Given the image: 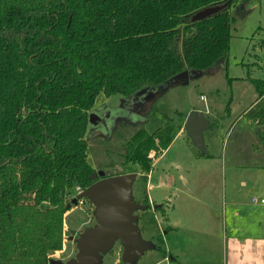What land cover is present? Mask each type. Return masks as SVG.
Returning <instances> with one entry per match:
<instances>
[{
    "label": "trees",
    "instance_id": "obj_1",
    "mask_svg": "<svg viewBox=\"0 0 264 264\" xmlns=\"http://www.w3.org/2000/svg\"><path fill=\"white\" fill-rule=\"evenodd\" d=\"M250 1L0 0V264H50L63 249L72 193L96 171L87 150L100 95L130 99L218 66L230 51L232 8ZM251 80L259 101L249 119L264 126V80ZM151 150L155 133L140 128L121 154L149 172Z\"/></svg>",
    "mask_w": 264,
    "mask_h": 264
},
{
    "label": "rangeland",
    "instance_id": "obj_2",
    "mask_svg": "<svg viewBox=\"0 0 264 264\" xmlns=\"http://www.w3.org/2000/svg\"><path fill=\"white\" fill-rule=\"evenodd\" d=\"M232 15L234 23L230 51L225 59L226 64L221 63L219 66L205 70L190 71L188 69L192 72L189 74L188 81L180 83L174 81L175 83L172 82V84L169 82L159 91L146 89L130 99L121 95L111 98L110 106H113L110 109L120 108L124 112L117 117L110 114V117L108 116L104 121L105 129L98 125L97 129L90 130L87 153L89 162L96 171H107L108 176L110 173L115 174L121 170L137 174L140 171L138 165L125 163L121 149L126 139L133 136L140 128H145L151 133L156 132L160 139L170 142L191 112H201L196 109L202 110L207 105H211L215 118L227 127L258 99V92L251 79L264 80V0H251L248 5L238 4L232 8ZM107 101L100 96L95 109L99 111L103 106L109 107ZM192 108L196 109L191 111ZM229 108L231 109L230 117H228ZM98 114L104 117L103 112L99 111ZM249 115L242 116L226 136V143L229 141V149L226 145L229 160L238 162L243 167L258 165L263 161V153L257 155L254 149L262 148L258 145L260 138L256 131L259 128L264 131V126L257 125V121H254L256 125L250 123ZM142 118H146L147 121ZM217 130L218 122L213 119L211 125L203 132L209 148L213 146ZM256 140L258 144H255ZM252 144H255L254 148ZM202 147L204 154L206 147ZM196 153L197 149L192 145L187 147L183 137L177 138L170 151L166 152V157L159 168L165 167L168 163L174 165L172 160H176L178 155L190 158ZM199 166L197 164L195 167ZM145 180V176H139L134 184V196L137 201L146 187ZM238 188L242 189L241 185ZM249 192V190L245 191L242 196L245 202L250 201L253 196ZM74 195L75 189L72 193V196ZM142 201L140 199L138 202L142 203ZM71 207L64 218L63 244L65 242L66 246L63 249L65 252L50 254L49 258L53 259L50 264H55L57 261L67 263L74 258L78 252L74 239H77L86 228L96 224L94 206L90 201L87 200L82 206L78 204ZM143 212L144 210H140L137 214L143 216ZM146 217L145 223L143 222L145 218L138 222L139 228L141 229L145 224V228L153 234L155 245L163 246L162 231L155 218L152 214ZM74 231L75 234H73ZM146 235H142L144 241H146ZM70 237L74 239L71 240ZM122 251V244L117 242L112 250L102 254L100 264H124L121 259ZM161 256L160 252L146 251L138 259L137 264L153 263Z\"/></svg>",
    "mask_w": 264,
    "mask_h": 264
},
{
    "label": "crops",
    "instance_id": "obj_3",
    "mask_svg": "<svg viewBox=\"0 0 264 264\" xmlns=\"http://www.w3.org/2000/svg\"><path fill=\"white\" fill-rule=\"evenodd\" d=\"M113 97L107 99L109 108L113 106H110ZM258 101L256 99L227 127L215 118L211 105L202 110L192 108L191 111L196 109L204 113L210 125L213 119L218 122L211 148L204 137V154L185 131L186 121L170 142L160 139L154 132L158 150H153L152 169L143 172L138 166L140 171L137 173V179L146 177V187L138 201L143 200L141 204L147 209L143 216H139V222L145 218V223L146 216L152 214L162 231L163 246L159 247L146 225L141 228L142 235L147 234L146 242L154 246L148 251L162 254L159 260L148 264H264V146L255 141L262 148L254 149V152L257 155L263 153V161L251 167L232 162L226 151V145L229 149L226 136L231 128L242 116L248 115ZM142 120L147 121L146 118ZM214 126L216 128V124ZM180 137L187 147L192 145L197 149L193 155L195 158L178 155L176 160H172L174 165L168 163L159 168L166 152ZM255 144H252L253 148ZM197 164L200 166L195 167ZM123 174L130 173L121 170L109 176ZM239 185L242 187L240 190ZM247 190L253 196L245 202L242 196ZM65 246L64 242V249ZM64 249L61 254H64Z\"/></svg>",
    "mask_w": 264,
    "mask_h": 264
},
{
    "label": "water",
    "instance_id": "obj_4",
    "mask_svg": "<svg viewBox=\"0 0 264 264\" xmlns=\"http://www.w3.org/2000/svg\"><path fill=\"white\" fill-rule=\"evenodd\" d=\"M226 6L227 4L204 8L194 14L191 20L193 22L203 20L220 12ZM221 63L224 65L225 60H221L219 65ZM190 71L186 70L178 74L170 83L188 81L189 74L192 73ZM98 112L94 109L89 114V133L92 128L97 129L98 124L103 120L102 113L98 114ZM209 126V120L204 113L194 111L189 114L184 126L185 131L201 151H203L202 146H205L203 132ZM90 179L93 183L75 197L68 207L77 205L79 199H87L94 206L96 224L86 228L77 239L71 237L78 250L74 258L67 263L57 261L55 264H100L102 254L112 250L117 242L123 246L121 256L123 263L137 264L138 259L153 247L151 243L142 239V231L138 226L137 213L147 208L135 200L133 187L137 174L108 176L104 171H95ZM75 233L74 231L73 234Z\"/></svg>",
    "mask_w": 264,
    "mask_h": 264
},
{
    "label": "built area",
    "instance_id": "obj_5",
    "mask_svg": "<svg viewBox=\"0 0 264 264\" xmlns=\"http://www.w3.org/2000/svg\"><path fill=\"white\" fill-rule=\"evenodd\" d=\"M154 155H155V153L151 150L150 152H149V157L151 158V157H154ZM85 190V188H82V187H80V186H77L76 188H75V195L73 196V198H75V197H77L79 194H81L83 191ZM87 201V199H85V198H82V199H79L78 200V203H77V206H78V204H79V206L81 205H84L85 204V202ZM76 206V205H75Z\"/></svg>",
    "mask_w": 264,
    "mask_h": 264
},
{
    "label": "flooded vegetation",
    "instance_id": "obj_6",
    "mask_svg": "<svg viewBox=\"0 0 264 264\" xmlns=\"http://www.w3.org/2000/svg\"><path fill=\"white\" fill-rule=\"evenodd\" d=\"M108 107L107 106H103V107H101L100 109H99V111H101V112H103V120L98 124V125H100L101 126V128H104L103 126H105V125H103L104 124V121H106V119L108 118V116L110 117V112H108ZM107 112V113H106ZM110 119V118H109ZM111 119L113 120V118L111 117ZM105 129V128H104ZM100 130H102V129H100ZM109 135H110V133H108ZM136 202H138L137 200H136ZM139 203V202H138ZM140 216V215H139Z\"/></svg>",
    "mask_w": 264,
    "mask_h": 264
}]
</instances>
